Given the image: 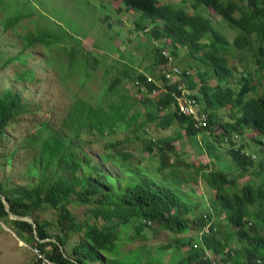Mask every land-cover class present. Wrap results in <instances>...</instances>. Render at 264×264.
<instances>
[{"label":"trees","instance_id":"obj_1","mask_svg":"<svg viewBox=\"0 0 264 264\" xmlns=\"http://www.w3.org/2000/svg\"><path fill=\"white\" fill-rule=\"evenodd\" d=\"M79 1L73 7L56 6V13L63 16L75 10L85 11L84 6L77 5ZM15 3L0 0V10L5 12V19L0 22L3 28L16 33L17 26L25 30L23 20H32L34 28L21 34L25 46L41 44L46 54L47 48L56 43L63 52H75L71 46L77 45L78 38L59 22L49 19L55 26L53 29L49 21L44 22L35 15L36 6L27 8L30 0H24L25 6L20 10L14 9ZM121 3L141 12L136 27L160 46L146 48L152 60L142 71L126 58L119 66L114 63L112 69H105L103 77L109 80L104 97L73 99L69 116L63 118L66 132L61 129L39 140L38 155L27 169L28 176L37 181L16 187L0 182V220L11 224L20 240L32 242L52 264H159L161 252L169 256L168 264H264V161H258V169L254 167L250 171L252 155H247L243 151L245 147L240 146L228 149L231 159L222 163V169H213L207 164L195 166L178 159L170 162L162 156L160 162L153 163L155 149L175 158L179 151L174 142L184 136L188 135L187 141L195 144L198 133L209 131L208 135L212 136V124L220 122L216 110L228 104L230 115L232 111L237 115L233 121L221 122L224 132L242 133L247 127L264 137V93L248 96L257 88L256 83L252 84V74L264 85V0H185V5L160 0H121ZM202 8L211 9L228 26L242 33L230 42L216 20L203 13ZM38 12L45 16L43 11ZM104 17L108 18V14ZM150 22L153 26L145 30ZM163 47L168 48L174 58L182 53L193 60L195 70L186 68L192 65L187 61L180 69L178 79L184 85L165 81L164 64L168 57L162 54ZM231 47L251 54L250 61L246 62V73L234 72L228 66L225 56ZM1 54L2 51L0 58ZM22 54L8 56L3 63L23 57ZM159 65L160 70H156ZM147 71L150 79L145 74ZM33 76L27 69L17 78L30 80ZM235 76L237 83H241L237 91L227 83L229 77ZM210 78L215 79L214 86L208 83ZM158 79L163 80L162 90L155 98H150L148 95L159 89ZM127 81L132 82L136 91L144 92L140 99L142 108L131 111L134 103L122 86ZM184 95L204 104V110L209 113L202 129L194 127L191 115L179 113L177 97ZM25 111L18 91L3 89L0 92V138L4 126ZM151 123L158 129L171 128L172 133L156 140L147 129ZM114 130H128L125 139L141 142L146 155L138 157L137 161L144 162L143 165L119 164V174H112L103 170L101 163L93 161L91 154L83 149L84 145L75 144L76 139L82 138V131L87 136L104 137ZM216 149L208 140L201 148L213 164L220 163ZM131 157L132 151L119 150L117 154L102 153L99 158L101 162L112 161L115 165L119 159L128 161ZM192 167L194 171L189 173ZM248 172L259 175L261 181L257 183L249 177L239 188L237 178ZM187 176L203 180L212 191L206 206L201 204L203 201L195 202L187 195L184 189L188 185ZM189 191L194 194L193 189ZM72 202L86 206L83 219H76L69 209ZM48 210L55 219L42 214ZM202 210L207 212L208 218L214 216L209 231L204 230L206 219ZM222 217L227 223L225 228L221 225ZM147 226L173 234L186 233L192 227L195 233L189 237H174L173 245L157 246V258L137 254L138 248L144 249V245L124 252L121 247L125 244L137 237L146 238L143 231ZM49 227L59 230L55 241L47 239Z\"/></svg>","mask_w":264,"mask_h":264},{"label":"rangeland","instance_id":"obj_2","mask_svg":"<svg viewBox=\"0 0 264 264\" xmlns=\"http://www.w3.org/2000/svg\"><path fill=\"white\" fill-rule=\"evenodd\" d=\"M31 4H28V9H34L37 7V13L35 15L38 18L49 21L48 24L51 28L55 29L51 20L59 22L65 29H67L78 40L72 44L74 56H71L69 52H63L55 43V46L47 48V53L43 54L46 50L41 44H35L34 46H25L21 37L25 31H30L34 28L32 20L29 18L22 21V24L26 27L25 30L21 26H17L16 33L10 29L3 28L0 22V51H2L0 58V92L3 89H12L20 93V99L22 105L26 108L24 113H21L17 117L12 118L3 128V134L0 138V182L7 186L16 187V185H26L29 182L35 183L37 178H31L27 174L32 160L36 159L38 155L37 147L41 145L39 140L49 137L53 132L64 128L63 118L69 116V112L73 106V99L75 97H86L88 100H95L104 97V90L107 88L108 78L103 77L102 67L95 68V61L101 63L108 61L109 63H118L112 57L116 59H127V62L136 64L137 68L141 71L146 69V66L152 60V54L146 49L147 47L160 46L156 40L152 41L146 34V32H138L134 29L133 21L138 13L124 9L120 0H101L102 6L99 0H81L78 2V6H84V9L75 10L74 13H65L63 16H59L56 13L58 6L73 7L77 0H30ZM162 3H183L185 0H160ZM17 2L14 5V9H23L25 6L24 0H9V3ZM104 7V8H103ZM46 13L48 16H41L39 9ZM64 10H62L63 12ZM202 12L216 20L219 25V29L225 36L233 41V38L242 32L237 28L228 26L224 20L217 16L211 9L202 8ZM104 14H108L109 18H105ZM4 10H0V20L5 19ZM98 16V18H97ZM69 17V18H68ZM110 20L106 22V20ZM151 28V24H147V30ZM256 45V42H253ZM154 49V48H153ZM65 50V49H64ZM162 51L168 53V48L163 47ZM23 53V57H15L13 61L3 63V59L8 56H14L19 53ZM49 53V54H48ZM59 54V56H56ZM86 54V55H85ZM132 56L134 59L128 58ZM227 58V64L234 69V72L240 73L247 72L246 62L250 61L251 54L248 51L238 50L234 47L230 48L225 56ZM175 62L179 67H184L185 61L192 64L188 68L190 71L195 70L194 62L189 57H185L182 53L176 56ZM68 61L74 63L70 66ZM4 65H1V64ZM71 63V65H72ZM173 64H167L165 67H171ZM119 66V63H118ZM175 66V65H174ZM156 68V70H160ZM204 69V66L201 67ZM29 69L31 73H34L32 79H19L17 78L21 71ZM260 71V70H258ZM63 72H66L64 74ZM261 72V71H260ZM264 74V69L262 70ZM149 72L147 71L146 74ZM196 81L199 78L194 74ZM252 84L256 83L257 88L252 94L264 93V85L257 82L255 74H252ZM81 82L83 84H81ZM184 85V82L181 80ZM215 79L210 78L208 83L214 86ZM157 83H161L160 80ZM227 83L233 90L237 91L241 83H237L236 76L229 77ZM124 89L127 90L131 97V102L134 106L131 111L138 107H143L140 99L142 98L143 91H136L132 82H124ZM197 93V91L195 90ZM157 92L151 94L156 96ZM182 99L180 100L181 104ZM95 102V101H93ZM230 104L218 109L217 116L220 121L234 120L237 115L235 111H232V116L228 110ZM147 129L152 132L150 137H154L156 140L172 133V129L157 128L155 124L151 123L147 126ZM221 128L219 123L212 125L211 134L209 132L199 133L196 138L198 142L187 141L188 135L184 136L182 140L174 142V145L178 149V154L173 158L172 154H169L168 158L163 155L158 149H155V163L160 162L162 158L168 159L170 162L175 159L191 163L195 166L198 164L207 163L208 166L214 168H223L222 163H228L230 158L229 150L234 147H242L243 151L247 155H253V164L249 167L258 169V161L263 163L264 161V140L257 142L258 139H262L263 135L259 134L257 130L253 128H247L242 133L231 132L222 140L215 138L216 135H220ZM128 130H114L111 133H107L104 137H99L98 134L87 136L85 131H82V138H78L75 141L76 145H84L83 149L90 153L93 161L101 163L103 170L112 174H119L120 166L129 167V163H135L143 165L144 162H138V157L146 155V152L141 148L142 144L139 140L125 139L127 137ZM183 133V131H182ZM132 135V134H129ZM231 142H229L228 140ZM264 139V138H263ZM155 140V141H156ZM212 141L217 146L215 154H219L220 163H210L211 158L207 156L197 145H204L205 141ZM200 143V144H199ZM119 150L132 151L133 157L128 161L119 159L118 163L112 164V161H100V154L113 153L117 154ZM10 158V163L7 158ZM117 159V158H115ZM129 162V163H128ZM234 166V165H232ZM194 168H190L189 173H192ZM261 171V170H260ZM255 180L257 183L261 181L259 175H255L248 172V175L237 178V184L239 188L248 180V178ZM188 185L184 187L187 191V195L195 200V202L203 204V207L208 204V196L212 195V191L204 184L203 181L194 180L191 176H187ZM189 189L194 190L192 194ZM85 205L76 204L72 202L69 205V209L73 213L76 219H83L85 213ZM204 210H202L203 212ZM49 219H55V215L50 210L42 213ZM191 217L189 214L187 215ZM221 225L225 228L227 223L220 218ZM59 230L56 227H49L50 236L48 240H54ZM145 239L141 237L135 238L132 242L125 244L121 249L124 252L131 251L135 248L145 246L144 249L138 248L137 254L142 255L145 258L150 256L156 257L157 246L169 245L174 242L175 238L189 237L195 233V230L191 227L186 233L173 234L157 227L147 226L144 229ZM122 241V240H121ZM120 245V244H119ZM173 245V244H172ZM35 245L32 242L20 240L16 236L11 224L2 222L0 220V264H47L35 254ZM172 247H170V251ZM133 253V251L131 252ZM162 259L159 264H168L169 256L161 252ZM157 258V257H156Z\"/></svg>","mask_w":264,"mask_h":264},{"label":"clouds","instance_id":"obj_3","mask_svg":"<svg viewBox=\"0 0 264 264\" xmlns=\"http://www.w3.org/2000/svg\"><path fill=\"white\" fill-rule=\"evenodd\" d=\"M32 2V1H31ZM120 2H121V0H120ZM90 3V1L88 0L87 1V4H89ZM99 3H100V5L102 6V2H101V0H99ZM122 4V3H121ZM53 6H58V5H53ZM124 6V5H123ZM37 8V7H36ZM104 8V7H103ZM124 9H127V10H129V11H133V12H136V13H138V15L136 16V18L134 19V21H133V26H134V29L136 30V31H138V32H144L143 30H139L137 27H136V21L137 20H140L141 18V12L140 11H137V10H134V9H132L130 6H128V8H126L125 6H124ZM40 11H42L41 10V8L39 9ZM44 13V12H43ZM44 15L45 16H48L46 13H44ZM97 18H98V16H97ZM109 18V17H108ZM108 21H110V20H106V22H108ZM149 24H151V27L153 26V23L152 22H150ZM145 30H147V27L145 28ZM147 34V33H146ZM148 35V34H147ZM79 44H77V46H78ZM162 52V54L164 55V56H167L168 58V60H167V62L164 64V66H166L167 64H173L171 67H173L174 65V67H177L178 69H179V73H178V75H176L175 77H176V80L175 81H170V80H168L167 78V80H165V81H167L168 83H170V84H174L175 82L179 85V86H182L183 85V83L181 82V80L180 79H178L179 77H180V73H181V67H179L177 64H176V62H175V59H174V57H173V55H171V54H169V53H166V54H164L163 52L164 51H161ZM74 54H75V52H73V54H70L71 56H74ZM86 55V54H85ZM113 59H115L118 63H120V62H122L123 61V59H116L115 57H112ZM170 58V59H169ZM95 63H96V65H95V68H98V67H102V69H103V73H104V71H105V69H107V68H111L112 69V65L114 64V63H109L108 61H105V62H103V63H101V62H99V61H95ZM117 63V64H118ZM171 67H165V70H167V69H169V71H171ZM146 74V73H145ZM162 74H163V72H162ZM164 75V74H163ZM146 76L148 77V79H150L149 77V75H147L146 74ZM165 77V76H164ZM160 79H158L157 81H159ZM160 82L161 83H158V86H159V89H157V90H155V91H152L149 95H148V97H150V98H155L160 92H161V90H162V85H163V80H160ZM122 86H124V82H123V84H122ZM181 91H182V94L184 93V88H182L181 89ZM154 92H157L155 95L156 96H151V94L152 93H154ZM193 93V92H192ZM177 99L179 100V106H180V100L182 99V101H181V103H184L185 104V109L184 110H181L180 109V107L178 106V111H179V113H184V114H188V115H191V117H192V119L194 120V127H196L197 129H202L203 127H204V125L206 124V122H207V118H208V115H209V113L207 112V111H205L204 110V104H201L199 101H197V100H195L194 99V97H192V96H187V95H184V96H178L177 97ZM219 109H221V108H219ZM216 112L218 113V111L216 110ZM221 122H223V121H220V122H214L213 124H215V123H219L220 124V128H221V131H220V135H216L215 136V138H217L218 140L220 139V140H222V139H224V137H226L227 135H229L231 132H233V131H230V132H224V129H223V127L221 126ZM212 124V125H213ZM211 129H212V126H211ZM204 132H209V131H204ZM152 134V133H151ZM199 134V133H198ZM213 136V135H212ZM264 138V137H263ZM261 139V140H264V139ZM228 140V139H227ZM229 141V140H228ZM212 142V141H211ZM212 144L214 145V142H212ZM203 147V145H200V150H201V148ZM234 148V147H233ZM236 148H239V147H236ZM202 151V150H201ZM254 157H253V155H252V159H253ZM205 164H207V163H205ZM198 180H200V181H203V180H201V179H199L198 178ZM203 217H205V219H206V223H205V225H204V230L205 231H209L210 230V227L211 226H213V223H214V216H212V217H210V218H208V214H207V212L206 211H204L203 212Z\"/></svg>","mask_w":264,"mask_h":264},{"label":"built area","instance_id":"obj_4","mask_svg":"<svg viewBox=\"0 0 264 264\" xmlns=\"http://www.w3.org/2000/svg\"><path fill=\"white\" fill-rule=\"evenodd\" d=\"M163 53L166 54L165 52H163ZM179 72H180L179 69L177 67L173 66V67H171V71H169V69H167L164 72V75H165V78H167L168 80L175 81L176 80L175 76L178 75ZM179 107L181 110H184L185 104L181 103ZM34 252L43 261V263L52 264V262L44 256V253H42L36 246L34 247Z\"/></svg>","mask_w":264,"mask_h":264},{"label":"water","instance_id":"obj_5","mask_svg":"<svg viewBox=\"0 0 264 264\" xmlns=\"http://www.w3.org/2000/svg\"><path fill=\"white\" fill-rule=\"evenodd\" d=\"M3 203H4L5 207H7V205H6V201H5V199H4V198H3ZM11 218H14V216H13V215H11Z\"/></svg>","mask_w":264,"mask_h":264}]
</instances>
